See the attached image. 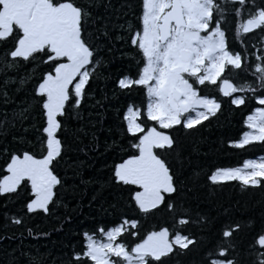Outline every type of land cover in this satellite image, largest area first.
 I'll return each mask as SVG.
<instances>
[{
    "label": "snow or ice",
    "instance_id": "snow-or-ice-1",
    "mask_svg": "<svg viewBox=\"0 0 264 264\" xmlns=\"http://www.w3.org/2000/svg\"><path fill=\"white\" fill-rule=\"evenodd\" d=\"M229 31L239 49L230 47ZM117 42L129 67L116 87L139 89L145 99L123 111L121 140L113 142L121 155L106 185L117 197L110 207L126 206L135 215L121 213L114 226L83 232L82 247L73 249L67 264H170L196 248L197 264H264V212L258 224L254 218L246 224L225 221L213 232L215 218L191 205L182 152V137L222 112L220 98L235 108L248 97L258 105L244 118L247 130L229 147L264 145V0H0V98L6 105L9 85L17 91L32 85L26 106L0 119V134L7 133L4 125L39 116L32 125L34 143L21 137L19 143L28 147L3 148L0 197L21 198L23 213H5V219L34 239L48 235L34 234L27 221L54 216L63 203L69 189L58 168L68 147L67 125L84 119L85 99H94L88 87L104 66L102 46L112 53ZM93 107H102V101ZM35 147L38 153L30 150ZM206 178L213 186L236 181L241 190L264 191V157L216 168ZM161 211L171 217V227L166 222L141 233V218ZM64 222L71 217L65 215ZM190 224L200 229L199 236L186 231ZM245 229L242 247L238 236ZM21 255L28 264H41L38 256Z\"/></svg>",
    "mask_w": 264,
    "mask_h": 264
},
{
    "label": "trees",
    "instance_id": "trees-1",
    "mask_svg": "<svg viewBox=\"0 0 264 264\" xmlns=\"http://www.w3.org/2000/svg\"><path fill=\"white\" fill-rule=\"evenodd\" d=\"M114 2L119 3L122 0ZM229 36L233 37L232 31H229ZM249 37L255 40L251 34ZM229 44L231 48L239 49V44L233 38L229 39ZM119 49L118 42L112 53L108 52L107 47L102 46L101 58L104 66L97 70L100 78L94 80L88 87V93L94 99L86 97L82 121L72 120L67 125L68 147L58 168L61 176L67 180L66 187L69 189L62 197L63 203L56 208L54 216L45 217L41 214L27 221V226L33 229L34 234L48 235H37L34 239L27 235L24 227L12 225L10 219H5V213L9 217L22 215L21 198L0 197V264H11L13 256L16 258V264H28V259L21 255L22 252L38 256L41 264H67L73 249L79 250L82 247L83 232L91 233L99 227L106 229L114 226L122 219L121 213L126 216L135 215L132 209L126 206H118L116 209L110 207V204L116 203L117 197L114 190L106 185L110 167L113 162H119L118 157L121 155L113 142L119 144L121 140L123 111L129 104L139 106L145 99L139 89L125 92L116 87V81L129 67ZM247 79L251 81L254 78L248 76ZM243 81L244 77H241L235 82L240 84ZM31 88L32 85L27 84L17 91V85H9L10 102L5 105L0 98V119L4 118L5 112L11 119L12 110L25 107L30 99ZM205 91L218 96L215 89ZM220 99L224 102L218 117L205 121L198 131L182 137L183 172L185 176L191 178L189 187L193 189L190 202L193 209L199 208L201 212L215 218L217 223L213 232H216L225 221H240L246 224L249 218H254L258 224L259 217L264 212V191L241 190L239 182L236 181L223 186H213L207 181V175L216 168L237 167L241 166L245 159L264 157V145L261 144L248 145L244 149L229 147V141L238 140L242 132L247 130L243 121L256 106L255 101L248 97L245 105L235 108L230 105L227 98ZM97 100L102 101V107H93ZM33 115L35 120L31 117L23 123L17 120L15 127L4 125L7 133L0 134V166L4 165L6 159L3 148L6 147L11 152L22 146L28 147L27 144L19 143L21 137L26 141L35 142V130L32 125H38L39 116L36 113ZM25 128L29 131L25 132ZM30 150L39 152L38 147ZM81 180L85 183H81ZM101 185L105 187L98 193ZM94 195L97 199L92 201ZM65 215L71 217V222L62 224ZM166 222L171 227V217L163 211L158 212L147 220L141 218L140 231L144 233L154 227L158 229ZM186 231L200 235V229L194 224H190ZM248 235V229L239 233L238 239L242 247ZM200 258L201 250L196 248L187 255L174 257L170 264H197Z\"/></svg>",
    "mask_w": 264,
    "mask_h": 264
},
{
    "label": "flooded vegetation",
    "instance_id": "flooded-vegetation-1",
    "mask_svg": "<svg viewBox=\"0 0 264 264\" xmlns=\"http://www.w3.org/2000/svg\"><path fill=\"white\" fill-rule=\"evenodd\" d=\"M226 27H232V25H226ZM233 37L232 36H229V39H232ZM234 95H237V94H234ZM256 106H258V105H256ZM255 106V107H256ZM253 159H256V157L255 158H253Z\"/></svg>",
    "mask_w": 264,
    "mask_h": 264
},
{
    "label": "rangeland",
    "instance_id": "rangeland-1",
    "mask_svg": "<svg viewBox=\"0 0 264 264\" xmlns=\"http://www.w3.org/2000/svg\"><path fill=\"white\" fill-rule=\"evenodd\" d=\"M257 158H259V157H257Z\"/></svg>",
    "mask_w": 264,
    "mask_h": 264
}]
</instances>
